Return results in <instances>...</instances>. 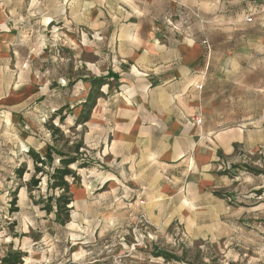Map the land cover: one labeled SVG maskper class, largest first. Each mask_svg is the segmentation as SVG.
I'll return each mask as SVG.
<instances>
[{
	"label": "rangeland",
	"instance_id": "1",
	"mask_svg": "<svg viewBox=\"0 0 264 264\" xmlns=\"http://www.w3.org/2000/svg\"><path fill=\"white\" fill-rule=\"evenodd\" d=\"M0 2L6 6L8 33L18 44L7 56L12 59L0 65V83L17 87L26 99L17 126L24 132L22 145L9 142L7 147L26 160L29 172L27 182L24 175L19 179L13 167L2 174L0 260L11 251L23 255L35 251L38 264H70L74 255L93 261L101 250L117 254L135 248L171 264H264V0ZM250 12L253 21H247ZM156 22L162 25L159 33L153 30ZM158 39L171 44L177 55L200 44L206 59L210 57L209 95L222 90L229 100L219 108L221 114L231 120L247 117L249 142L235 146L227 172L219 176L216 196L224 205H217L219 214L208 228L209 237H193L195 224L182 221L158 232L144 215L139 216L137 227L116 225L109 218L118 210L110 203L100 206L101 200L95 199L108 185L96 186V180H103L107 172L100 162L102 151H107L115 135L117 120L124 114L117 104L125 98L116 97L120 85L116 76L105 78L109 85L93 90L90 79L109 77L115 70L135 84L145 71L136 69L134 58L125 55L139 53L137 47ZM204 40L213 49L209 57ZM254 40H258L256 48L249 45ZM91 92L90 106L108 105L97 116L94 108H83ZM53 126L60 131L54 132ZM78 144L90 165L87 170L78 163L71 166L80 179H69L73 182L70 219L58 221L54 212L43 207L48 195L46 172L52 165L36 172V157L29 151L44 156L53 145L73 153ZM6 155L12 157V153ZM54 157V166L60 165L55 152ZM33 175L40 178L39 185H28V193L20 197L18 185L28 183ZM52 192L62 193L60 189ZM121 232L125 234L120 237ZM24 258L30 260L27 255Z\"/></svg>",
	"mask_w": 264,
	"mask_h": 264
},
{
	"label": "crops",
	"instance_id": "2",
	"mask_svg": "<svg viewBox=\"0 0 264 264\" xmlns=\"http://www.w3.org/2000/svg\"><path fill=\"white\" fill-rule=\"evenodd\" d=\"M5 8L0 2V65L12 59L7 56L18 45L8 33L10 26ZM161 28L160 22L153 26L156 33L161 32ZM257 43L258 40H254L249 45L256 48ZM197 45L181 49L179 55L175 54L171 44L166 41L163 44L159 39L150 41L149 46L137 47L139 53L125 55L134 58L136 69L145 71L135 84L112 71L118 75L116 78L120 83L116 97L119 99L121 95L125 98H120L122 100L117 104L124 114L117 120L115 135L107 151H102L100 162L107 172L102 174L103 180H96V186L100 182L108 185L95 199L101 200L98 202L100 206L110 203L111 208L118 210L109 218L116 225L137 227L140 215H144L151 228L158 232H163L176 221L194 223L193 237L199 239L209 237L208 228L219 214V207L224 205L216 196L219 176L227 172L226 164L235 146H246L249 142V133L245 129L247 117L231 120L221 114L223 111L219 108L229 100L222 90L219 94L209 95L208 92V82L212 77L208 74L209 56L213 49L211 54L205 51L209 57L207 60L204 50L200 44ZM197 84L202 87L197 88ZM10 88L11 85L0 83V164L4 166L0 167V193L4 190L2 174L8 171L7 168H16L18 172L19 168L26 167V160L15 156L16 151H8L7 147L9 142H15V146L22 145L24 132L17 126L23 115L22 103L26 101L17 87ZM102 92L106 93L103 89ZM84 103V110L94 108L96 116L108 106L96 102L92 107H86ZM195 115L202 116L201 124L192 119ZM8 152L12 157L8 158ZM104 159L109 162L105 163ZM28 174L26 167L22 174L18 173L19 179L24 175L27 182L25 175ZM26 182L20 183L16 189L20 197L28 193ZM102 186L99 190L103 189ZM17 205L21 207L22 203ZM123 234L121 232L119 236ZM24 255L29 257L28 262ZM24 255L21 263L36 261L34 263L38 264L35 251H27ZM119 255L124 256L127 264H171L165 263L163 257H154L149 251L135 248L117 254L101 250L93 261L74 255L75 260L70 258L69 261L70 264L73 261L77 264H116Z\"/></svg>",
	"mask_w": 264,
	"mask_h": 264
},
{
	"label": "trees",
	"instance_id": "3",
	"mask_svg": "<svg viewBox=\"0 0 264 264\" xmlns=\"http://www.w3.org/2000/svg\"><path fill=\"white\" fill-rule=\"evenodd\" d=\"M108 76H118L116 73L110 71ZM92 82V90L96 87H101L106 82L105 77H96L91 78ZM92 97V92L89 94L88 99L84 103L86 107H88L90 100ZM92 107V106H89ZM55 131H60L59 128L52 127ZM81 144L76 146V149L73 153H67L64 151H60L55 148L53 145L48 146V151L46 154L40 155L34 150H30L29 153L36 157L35 160V169L36 172H44L43 165L50 164L52 165V170L47 171L48 174V195L46 197V203L44 204V209L49 213L54 212L56 215V219L58 221H64L70 219L71 207L72 203V195L70 192V187L73 182L69 179L72 178L74 181H78L80 176L76 169L72 168L73 164L78 163L79 167H88L90 163L83 158V153L80 151ZM54 152L57 153L60 165L54 166ZM25 166L18 169V173L22 174L25 170ZM40 182V178H37L36 175H33L29 182L27 183L30 186H38ZM60 189L62 191L61 194L55 195L52 191ZM17 197L14 198L13 201H16ZM21 251H11L7 255H5L1 259V264H19L22 262Z\"/></svg>",
	"mask_w": 264,
	"mask_h": 264
},
{
	"label": "built area",
	"instance_id": "4",
	"mask_svg": "<svg viewBox=\"0 0 264 264\" xmlns=\"http://www.w3.org/2000/svg\"><path fill=\"white\" fill-rule=\"evenodd\" d=\"M194 14L195 15H197V16H199V14L198 13H196V12H194ZM253 13H251V14H248L247 15V21H253ZM204 43L205 44H207V52H208V54H210L211 53V46L209 45V42H208V40H204ZM196 87L197 88H201L202 87V85L201 84H197L196 85ZM192 119L197 123V124H201L202 122H203V118H202V116H200V115H195V116H193L192 117ZM116 264H127V262H126V260L124 259V256H122V255H119L117 258H116Z\"/></svg>",
	"mask_w": 264,
	"mask_h": 264
}]
</instances>
